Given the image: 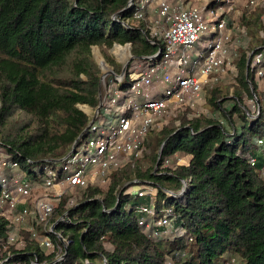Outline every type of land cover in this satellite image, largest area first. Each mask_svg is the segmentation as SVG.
Here are the masks:
<instances>
[{
    "label": "trees",
    "instance_id": "trees-1",
    "mask_svg": "<svg viewBox=\"0 0 264 264\" xmlns=\"http://www.w3.org/2000/svg\"><path fill=\"white\" fill-rule=\"evenodd\" d=\"M128 3L0 0V145L18 162L15 173L40 181L44 165L57 167L73 143L77 146L84 139L90 118L78 105L94 109L99 103L92 45L103 47L116 73L122 65L107 53L114 42H129L134 59L143 60L158 49L143 34L142 22L127 27L122 23L132 13ZM242 23L250 34L255 31L250 48L264 49V21L252 13L242 16ZM235 62L237 82L251 97L257 86L253 73L245 72V52L237 54ZM219 97L213 89L208 102L223 121L183 116L179 125L166 126L151 138L154 133L146 135L144 147L154 150L147 168L141 170L137 158L112 172L105 191L85 187L68 211L71 223L56 225L71 239L62 264H102L103 258L104 264H218L225 252L237 255L241 264H264V184L258 174L260 162H248L249 152L257 155L255 140L264 138V108L258 113L248 110L238 88L229 107H223ZM234 116L241 124H235ZM177 154L188 155L187 163L161 167L164 157ZM30 163L39 169H27ZM133 176L155 185L157 206L163 189L178 192L181 179L191 178L181 198L166 199L176 214L172 236L153 237L137 225L139 202L128 206L129 185L118 191ZM99 192L101 198L96 197ZM66 200L61 199L53 219L65 210ZM4 232L0 217V237ZM10 252L12 264H29L32 252L44 258L28 240L22 249Z\"/></svg>",
    "mask_w": 264,
    "mask_h": 264
},
{
    "label": "built area",
    "instance_id": "built-area-1",
    "mask_svg": "<svg viewBox=\"0 0 264 264\" xmlns=\"http://www.w3.org/2000/svg\"><path fill=\"white\" fill-rule=\"evenodd\" d=\"M131 5V16L122 23L127 27L128 23L142 22V32L148 42L159 47L143 56L148 63L138 70L139 63H134L132 69L129 65L134 60L130 43L112 44V50L116 46L127 47L123 59L112 51L116 62H122V69L116 73L104 63L107 74L99 82L98 106L86 112L90 124L85 137L71 147L63 162L57 167L44 165L38 183L25 177L24 172L15 173L18 162L11 160L0 145V217L5 220L4 236L0 237V264H12L10 249H22L26 240L44 255L39 260L32 252L34 258L29 264H62L71 239L62 235L56 225L71 223L68 211L77 205L75 190L90 183L109 182L112 172L142 155L146 135L161 129L160 121L166 114L174 110H197L205 101L207 87L236 78L237 49L249 38L240 17L257 6H264V0H243L241 4L239 0H132L128 3ZM208 28L212 33L205 51L199 52L197 58L191 57L188 49ZM245 57L248 63L245 72L253 73L257 85L264 79V49L246 50ZM127 66L130 70L125 79ZM131 72L135 74L129 78ZM249 86L252 89L250 83ZM252 100L257 102L254 108L258 113L259 103L254 92ZM174 125H179V120ZM97 129H101L99 134L89 136ZM255 147L256 154L264 159V138H257ZM77 152L80 153L78 160ZM171 162L170 157H164L161 167ZM248 162L255 166L256 155L249 154ZM174 163L187 162L177 156ZM258 174L264 184V166L259 167ZM190 183V177L182 178L179 191H165L158 206L156 194H152L154 184L139 179L124 183L123 187L129 185L127 192L132 197H150L148 202L136 204L137 225L153 237L172 236L176 214L166 199L181 198ZM63 197H67L65 210L53 219ZM50 254L52 259H46ZM102 262L105 263L104 258Z\"/></svg>",
    "mask_w": 264,
    "mask_h": 264
},
{
    "label": "rangeland",
    "instance_id": "rangeland-1",
    "mask_svg": "<svg viewBox=\"0 0 264 264\" xmlns=\"http://www.w3.org/2000/svg\"><path fill=\"white\" fill-rule=\"evenodd\" d=\"M242 2H243V0H239L240 4ZM252 13L254 15L258 14L259 19L261 21H263L262 18H264V6H257V7L254 8V10L250 11V13H248L246 15L242 14V16L249 17ZM240 20L242 22V17H240ZM211 33H212L211 30L208 28L207 30H205L204 32H202L200 34L199 39L188 49V54L191 57L197 58L199 52H204L205 51L206 44H207L208 38L211 36ZM254 33H255L254 30H253V35L248 32L249 38L247 40H245L244 44L237 49V54H239L241 52L244 53L246 50H251L250 47L252 45H255L254 43H255V40H256V35ZM102 48L103 47L98 46V45H92L91 46V50H90L91 57H92V59L94 60V62L96 63V65L98 67V75H99V77L102 74H103V76L107 74L106 69L103 70L101 68L102 67V59L104 60V62L108 66H112L111 63L108 62L105 59V56L102 53ZM112 51H113L112 47H110V48H108L107 53L110 56V58L112 59V61L116 62L117 59L112 54ZM96 54H99L100 56H97ZM130 54H131V51H130ZM98 61H100L101 66L98 65ZM134 63H139V66L136 67V68L138 70H140L148 63V60H139V61H137V59L131 60V62L129 64L131 66V69H132ZM120 64H122V62ZM112 69H113V66H112ZM129 70H130V68H129ZM133 74H135V73L131 72L129 74V78H132ZM81 76L84 78L83 75H81ZM256 86H257L256 96H257V100H258V103H259V109H261V108H264V80L258 81ZM237 88H238L239 92L241 93V100H242L243 104L246 106V108L248 110H250L252 113L253 112L255 113L254 106L257 105L256 104L257 102H255V100H252V96L251 97L248 96L247 92L243 90L242 86L237 82L236 78L234 80L233 79H227L225 82H220L219 84H217L214 87H207L206 88L205 101L197 110H190V109L174 110L171 113L166 114L164 119L160 121L161 129H163L166 126L174 125V121L175 120H180V118L183 117V116L186 117V118H191V117H195V116H205V117H212V118L217 119L219 121H223L222 117L219 116L218 111H216L208 102V98L210 96V92L213 89H217L219 91V96H220L218 101L222 102V106L223 107H229L230 105L233 104L234 101H236V99L234 97V93H235V90ZM78 106L84 112H88V113L91 112L92 108L90 106H88V105L79 104ZM233 119H234V122H235L236 125L241 124L240 120L236 116H234ZM100 130L101 129H97L94 133H90L89 136H95V135L99 134ZM158 131H159L158 129H155V130L151 131V133H154V134H150L149 138H151L152 135H155V132H158ZM153 153H154V150L152 148L145 147L144 152L137 159L138 161H140L139 163H140V169L141 170H144L145 168H147L150 165V163L148 162L149 161L148 158ZM250 153H252V152H249V154ZM79 156H80V153L77 152L76 160H78ZM177 156L183 157L184 162H187L188 158H189L188 155H181V154L171 155L170 158H171V161H172L171 163L172 164L175 162ZM256 158H257V161L260 162L259 167H263L264 166V159L260 158L258 155H256ZM25 165H27V169H29V170H38L39 169V165L36 164V163H30V164H25ZM24 175H25V177H27L25 172H24ZM133 179H138V178L133 176L131 179H126V180H124L123 185H124V183L130 182ZM36 182L40 183V181H36ZM108 184H109V182H107L104 185L103 184H98V183H90L88 186H93V187L99 188L103 192V191L106 190ZM136 186L137 185L135 184L134 187H136ZM37 190H39V189H37ZM85 190H86V188L75 190V192L73 194L75 196V199L78 200ZM163 191L165 192V191H167V189H163ZM152 194L153 195L156 194V190L155 189L152 190ZM96 197L101 198L102 197V193L101 192L96 193ZM149 199H150V197L148 195H146V196H144L143 198H140V199L131 197L130 200H129L128 206L132 205L135 202H141V203L148 202ZM225 262H230V264H241L240 258L237 255H235L233 253H230V252L223 253L221 258L217 261L218 264H224Z\"/></svg>",
    "mask_w": 264,
    "mask_h": 264
},
{
    "label": "bare ground",
    "instance_id": "bare-ground-1",
    "mask_svg": "<svg viewBox=\"0 0 264 264\" xmlns=\"http://www.w3.org/2000/svg\"><path fill=\"white\" fill-rule=\"evenodd\" d=\"M113 51L116 53V55L120 58L123 59L127 55V47H119L116 46ZM97 56H100L99 54H96ZM102 59V58H101ZM103 70L106 69L105 64L102 62V67Z\"/></svg>",
    "mask_w": 264,
    "mask_h": 264
},
{
    "label": "water",
    "instance_id": "water-1",
    "mask_svg": "<svg viewBox=\"0 0 264 264\" xmlns=\"http://www.w3.org/2000/svg\"><path fill=\"white\" fill-rule=\"evenodd\" d=\"M129 3H132V0H129ZM115 15H116V14H115ZM115 15H114V16H115ZM102 62L105 63L103 59H102ZM126 64H127V63H126ZM126 64L123 65V69L125 68V65H126ZM98 65L101 66L100 61H98ZM247 65H248V63H246V69H247ZM102 77H103V74L99 77V82H100V80L102 79ZM75 143H76V141L73 143L72 148L75 146ZM163 143H164V142H163ZM163 143L160 145V148H159L158 154L161 153V149H162ZM158 159H159V158H158ZM157 162H158V160H157ZM122 187H123V186H121V187L119 188L118 191H120V190L122 189ZM118 193H119V192H118ZM66 253H67V251L65 252V255H66Z\"/></svg>",
    "mask_w": 264,
    "mask_h": 264
},
{
    "label": "crops",
    "instance_id": "crops-1",
    "mask_svg": "<svg viewBox=\"0 0 264 264\" xmlns=\"http://www.w3.org/2000/svg\"><path fill=\"white\" fill-rule=\"evenodd\" d=\"M261 80H264V79H261Z\"/></svg>",
    "mask_w": 264,
    "mask_h": 264
}]
</instances>
